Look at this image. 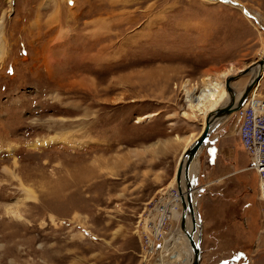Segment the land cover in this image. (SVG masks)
<instances>
[{
  "label": "rangeland",
  "instance_id": "rangeland-1",
  "mask_svg": "<svg viewBox=\"0 0 264 264\" xmlns=\"http://www.w3.org/2000/svg\"><path fill=\"white\" fill-rule=\"evenodd\" d=\"M262 57L264 0H0V264H188L169 202L205 126L191 99L240 72L242 92ZM240 124L195 171L200 264H264Z\"/></svg>",
  "mask_w": 264,
  "mask_h": 264
},
{
  "label": "water",
  "instance_id": "water-1",
  "mask_svg": "<svg viewBox=\"0 0 264 264\" xmlns=\"http://www.w3.org/2000/svg\"><path fill=\"white\" fill-rule=\"evenodd\" d=\"M263 68H264V57L254 62V64H252L251 66H249L248 71H252V70L257 71V74L253 82L245 88V90L243 91V93L241 94L240 98L237 101L236 99H234L227 106L216 109L214 113V117L227 118L231 113L238 111L242 106H244L249 95L251 94L253 86L260 78H262V70H264ZM241 74H243V72H240L237 75L230 76L227 78L226 87L228 92L230 93L234 92V88L231 86V82L235 81ZM214 122H215L214 119L207 117L205 128L202 130L200 135L183 152L178 164L176 181L178 183L180 191H182L181 190L182 179L184 180L187 189L186 196H182L184 216H186L188 212L193 214L195 211L194 207L196 205V202L194 201L193 188H195L196 186L195 184L196 177H194V175L192 174L191 168L200 149L202 148V146L206 145L211 133L217 128V126H214ZM198 216H199V222H196V220H194L193 229L191 231H189L187 228L183 226L186 235L190 239L191 247L193 250V260L190 264H199L202 259V252H203L201 245L202 232L199 233L197 240L194 239V233L197 231V227L202 224L200 214H198Z\"/></svg>",
  "mask_w": 264,
  "mask_h": 264
},
{
  "label": "bare ground",
  "instance_id": "bare-ground-1",
  "mask_svg": "<svg viewBox=\"0 0 264 264\" xmlns=\"http://www.w3.org/2000/svg\"><path fill=\"white\" fill-rule=\"evenodd\" d=\"M264 69V68H263ZM250 74H252V77L250 79V81L248 82L247 86L249 84H251L253 82V80L255 79V76L257 74V71L255 70H252L250 72ZM263 74H264V70H262V77H263ZM262 78H260L256 83L255 85L253 86L252 88V91H251V94L254 96L256 95L257 93V90H258V87H259V84L261 82ZM246 86V87H247ZM245 87V88H246ZM219 88V87H218ZM234 88V87H233ZM214 90V89H213ZM245 90V89H244ZM243 90V91H244ZM242 92H238L234 89V92L233 93H230L227 91V89L225 90V87L222 88L221 91L219 90H214L212 91V88L208 87L207 89H205L203 91V93L201 94V96L197 97V98H194V99H191V102L192 104L190 105V107L194 110H198V111H201L203 112V115L204 117H210L211 119H214L215 122H214V126H217L220 125L223 121H225L226 117H214V113H215V110L218 109V108H221V107H224V106H227L232 100L236 99V101L240 98L241 94L243 93ZM247 102V101H246ZM223 103V104H222ZM246 104V103H245ZM244 104V105H245ZM243 108V106L238 110V111H235L233 113H236V112H240V110ZM233 113H231L230 115H232ZM229 115V116H230ZM205 119V120H206ZM205 125H206V121H205ZM213 126V127H214ZM205 128V126H204ZM203 128V129H204ZM210 138V137H209ZM205 146H202V148L200 149L196 159L194 160L193 164H192V174L195 176V171L197 170V166L199 165V160H200V155L203 151ZM177 174V172H176ZM176 185H177V193L175 195H173V200L169 203H171L170 205H172L169 209V214H176L174 213V210H176V208L178 207V204H174L175 201L174 199L175 198H178L180 199V203L182 205V215H177L176 217L179 218V221H180V230L181 232L179 231L180 235H183L187 241H188V245H189V252H190V256H189V263L190 264L193 260V250H192V247H191V243H190V239L188 238V236L186 235L185 233V230L183 228V226L185 228H187L189 231H191L193 229V222L194 220H196V222H199V216L198 214L199 211H198V203H197V196H196V188H193V194H194V201L196 202V205L194 207V213H187L186 216H184V207H183V203H182V196H186L187 194V189H186V185H185V182L184 180L182 179V184H181V190L179 189V186H178V183L176 181ZM180 205V206H181ZM168 204H166L164 207H163V210H161L162 208H159L161 210V214H163L164 210H166L168 208ZM178 213V212H177ZM181 213V212H180ZM201 216V215H200ZM172 215L168 216L169 219H171ZM167 217H163V219H159V223L161 225V228H159V233L156 232V227L154 228L155 229V237L158 238V235L159 234H163L165 231H164V225L167 224V220H169ZM202 223V222H201ZM164 224V225H163ZM198 226V225H197ZM160 227V226H159ZM202 232V224L200 226L197 227V231L194 233V239L197 240L198 236H199V233ZM182 237V236H181ZM202 245V244H201ZM153 248L154 247H150V250L148 252H151L153 251ZM202 255H203V252H202ZM191 257V258H190ZM202 260V259H201ZM172 262L174 264H181L180 261H178L177 259V255H173L172 257ZM200 264V263H199Z\"/></svg>",
  "mask_w": 264,
  "mask_h": 264
},
{
  "label": "built area",
  "instance_id": "built-area-1",
  "mask_svg": "<svg viewBox=\"0 0 264 264\" xmlns=\"http://www.w3.org/2000/svg\"><path fill=\"white\" fill-rule=\"evenodd\" d=\"M239 114L241 116L240 140L251 156L252 164L249 168L257 173L258 197L264 201V98L249 95Z\"/></svg>",
  "mask_w": 264,
  "mask_h": 264
},
{
  "label": "crops",
  "instance_id": "crops-1",
  "mask_svg": "<svg viewBox=\"0 0 264 264\" xmlns=\"http://www.w3.org/2000/svg\"><path fill=\"white\" fill-rule=\"evenodd\" d=\"M221 175H225V174H224V173H218V174H216L215 176L217 177V176H221ZM216 177H213V178H216ZM212 182H214V180L211 181V183H212ZM211 183H210V184H211ZM202 239H203V236H202ZM227 239H228V238H226L225 236L222 237V241H224V240L226 241ZM202 250H203V248H202ZM156 260H157V259H156Z\"/></svg>",
  "mask_w": 264,
  "mask_h": 264
}]
</instances>
